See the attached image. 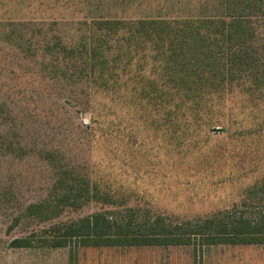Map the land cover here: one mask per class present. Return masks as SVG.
<instances>
[{
    "label": "rangeland",
    "instance_id": "374dc122",
    "mask_svg": "<svg viewBox=\"0 0 264 264\" xmlns=\"http://www.w3.org/2000/svg\"><path fill=\"white\" fill-rule=\"evenodd\" d=\"M217 2L0 0V264H264V244L198 237L50 247L52 228L94 216L135 232L264 216V10L243 14L256 61L199 103L165 82L149 43L97 29L103 19L207 17ZM89 41L100 45L93 77L80 57ZM70 190L84 196L64 204ZM55 205L50 218L36 214Z\"/></svg>",
    "mask_w": 264,
    "mask_h": 264
},
{
    "label": "trees",
    "instance_id": "16d2710c",
    "mask_svg": "<svg viewBox=\"0 0 264 264\" xmlns=\"http://www.w3.org/2000/svg\"><path fill=\"white\" fill-rule=\"evenodd\" d=\"M254 7L264 10V0H218L214 12L207 17H156L128 22L103 19L97 22V29H106L113 34L127 29L122 38L126 44L133 42L135 48L149 43L154 52L153 58L160 60L159 68L165 82L182 88L199 103L204 95L213 99L215 93L224 89L227 81L231 85L239 72H246L244 68L247 62L256 61L253 52L243 46L254 35L249 20L243 14ZM87 46L80 50V57L93 77L100 45L92 46L89 41ZM103 75L101 73L100 78ZM92 109L96 111V106ZM209 133L226 135L228 130L222 126L219 129L210 126ZM81 190L86 192L87 199L95 197L89 194L87 188L81 187ZM83 191L74 194L70 190L61 198L64 204L67 201L75 202L79 196H84ZM58 210L57 205L52 210L43 206V210L36 214L47 219ZM141 231L135 232L121 225L103 227L98 216H94L64 228H52L55 235L50 247L66 248L71 244L75 247L180 246L190 244L191 237H198L205 246L264 244V216L254 221L239 217L227 223L206 220L203 223L168 225L158 229L149 226ZM14 244L26 247L19 240H15ZM70 264H74V261Z\"/></svg>",
    "mask_w": 264,
    "mask_h": 264
},
{
    "label": "crops",
    "instance_id": "0c3cea01",
    "mask_svg": "<svg viewBox=\"0 0 264 264\" xmlns=\"http://www.w3.org/2000/svg\"><path fill=\"white\" fill-rule=\"evenodd\" d=\"M214 246H221V245H211L209 247H214ZM226 246H238V245H226ZM226 246H222V247H226ZM145 247H158V246H145Z\"/></svg>",
    "mask_w": 264,
    "mask_h": 264
}]
</instances>
